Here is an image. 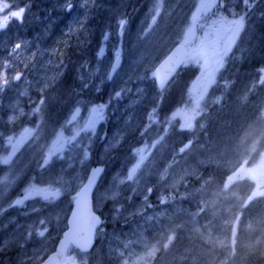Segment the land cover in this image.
<instances>
[{"label":"rangeland","instance_id":"obj_1","mask_svg":"<svg viewBox=\"0 0 264 264\" xmlns=\"http://www.w3.org/2000/svg\"><path fill=\"white\" fill-rule=\"evenodd\" d=\"M134 1L8 0L14 6L30 3L31 7L25 12L23 23L13 19L6 29L0 30V71H5L0 79L7 81L0 83V261L7 258L3 262L36 264L54 250L53 240L60 235L72 197L95 160L97 164L112 165L100 181L97 209L115 199L113 193L119 189L129 192L122 203L115 204L111 217L105 219L108 226L99 228L90 254L69 251L78 260L99 256L106 264H149L178 229L194 238L195 248L178 250L156 264H247L254 255L264 256V150H258L256 139L260 135L255 136L250 127L238 139L235 149L185 164L179 158L185 148L181 151L183 146L174 142L167 146L164 136L158 135L157 124L152 125L159 119L155 115L149 119L164 89L156 87L151 71L174 44L187 45L189 64L184 67L197 66L196 77L199 75V66L192 63L190 54L204 31L201 34L196 30L202 17L194 22L192 15L203 0H161L162 13H152L156 20L148 13L157 0H137L131 8ZM69 3L73 5L70 12L66 11ZM120 19L126 20L122 36L117 34ZM192 37L196 40L189 43ZM17 43L21 45L19 49H15ZM101 47L104 52L98 56ZM116 47L120 48L122 62L110 78L108 72L115 61ZM79 50L85 57L83 64H73L81 73L65 90L55 80L57 68L61 60ZM223 76L219 71L208 91H203L202 81L194 77L187 86V106H176L170 121L180 128L181 123L190 120L189 130L195 131L196 140L203 121L215 123V134L219 130L216 125L222 124L216 118L223 116L225 89L232 83L229 80L222 84L223 93L211 98L214 85ZM53 81L55 89L50 94L58 102L57 112L64 115V123L40 141L39 96L50 90ZM116 92L121 95L116 96ZM93 104L105 105L104 118L97 121L94 131L85 130V119ZM76 107L81 111L71 119ZM242 107L241 104L239 108ZM262 111L256 122L264 118V105ZM34 115L38 116L36 120ZM163 131L167 133L165 128ZM140 133L146 140L138 146L147 145L151 151L133 179L127 180L128 170L137 159L133 149L139 147L129 148L132 162L120 171L112 159L115 154H111L125 138L131 142L129 137L138 138ZM226 134L222 136L230 140ZM150 135L153 139L148 141ZM247 135L254 141H245ZM85 150L89 152L87 159H83ZM221 164L226 173L220 184L211 178L201 180L204 166ZM195 180L203 186L202 207L197 212L190 211L182 201L193 190ZM47 188L58 189L60 196L44 199ZM26 190L31 195L23 204H13ZM41 230L43 236L38 234Z\"/></svg>","mask_w":264,"mask_h":264},{"label":"trees","instance_id":"obj_2","mask_svg":"<svg viewBox=\"0 0 264 264\" xmlns=\"http://www.w3.org/2000/svg\"><path fill=\"white\" fill-rule=\"evenodd\" d=\"M136 1L137 0L130 3L131 8L136 6ZM249 2L253 4L252 8H245L244 0H217L214 8L196 25L197 31L201 32L203 30L202 26L209 22L210 17L216 18L223 16L225 18L234 19L241 13L247 15L245 28L241 31L235 46L233 45L231 48L224 63V68L229 69L230 72V75L225 78V82L231 80L232 83L230 84V87L225 89L227 98L222 102L224 110L223 116L218 115L216 118L217 123L219 120L222 121L220 127H217L216 125V129L219 128V130L213 134V131L215 130L213 125L215 123L211 124L208 121H203L201 123L202 126H200L201 133H197L199 138L196 140L194 130L180 129L178 125L175 126L173 122L170 121L171 113L175 110L176 106H187L188 104L185 95L189 82L197 75L198 68L196 66L190 65L181 68L173 80L159 93V97L153 107L156 110L154 115L159 119V122L157 121L152 125L155 126L157 124L155 127H158V135L164 136L165 144L168 146L174 142L180 147L185 144L187 145L184 152L179 156L185 164L194 163L199 158L208 157L209 154L223 155L224 153L226 154V152L235 149L234 145L239 143L237 142L238 139L240 140L241 136L249 131L250 127H254L256 130L255 136L260 135V146L264 148V122L261 126L253 122V119L257 116L258 107L260 104L262 105L264 101V84L259 82V69L264 66V0H249ZM83 58L85 57H83L82 52L79 50L78 54L71 53L70 58L61 60L60 65L57 68L58 76L55 80L56 82H59V85L65 86L63 87L65 90H67L79 78L81 71L79 70V67L73 63H81L80 65H82ZM225 82H217L214 85L211 97L223 93L222 84H225ZM53 89H55L54 81L51 84L50 90L42 94L44 96V101L41 103V108H39L41 112L38 113L42 121L39 126L40 141L46 139L51 132L58 131L59 124L62 122L63 125L64 123V115L57 112L58 102L56 101L55 96H51L50 94L54 91ZM61 93L66 94L68 92ZM246 94L249 96L253 95V98L249 100V104L239 108V99ZM42 95H40L39 98H41ZM244 111H246L245 116L243 114ZM37 117V115H34V120H36ZM242 119L244 120L243 123H241ZM163 128L166 129V134H164ZM222 131L231 137L230 140L222 136V133H224ZM176 136L179 137V141ZM205 137L206 139L209 138V141L205 142ZM129 138L131 142L128 137L125 138L122 144L111 154V157L115 154V157L112 159L113 162L117 163V171L123 169V167L127 165V162L128 164L132 162L133 156L131 154L128 156V151H130L129 148L132 145L139 147L138 143L146 140L143 133H140L138 138H134V135ZM149 138L148 141L153 139L151 135ZM251 138L253 137L247 135L245 141L249 140V142H252L253 140H251ZM93 164H97V161L95 160ZM111 167L108 162L106 164V170H109ZM225 173L226 170L222 164L220 166H204L202 168L203 177L201 180L207 181L211 178L212 181L220 184V180L225 176ZM212 176L217 178L212 179ZM195 183L193 190L182 197L184 205L193 212H197L198 208L202 207V201L200 199L203 197V186H201L196 180ZM99 187L100 182L97 186L96 194H94L95 203L98 202L97 192ZM128 192L129 190L126 188H121L119 191H116V198L108 200L102 209H100L99 213L101 216L104 219L110 218L113 214L111 211L115 204L122 203V199H125L126 197L125 193ZM104 225L108 226L107 223ZM61 226H65L63 221ZM168 242V245L162 248L155 261H152L149 264L163 262L166 258H169L172 253L178 250L186 251L195 248L194 238L181 229L176 230L173 236L168 239ZM84 263L106 264L99 256L85 259ZM247 264H264V256L254 255L250 257Z\"/></svg>","mask_w":264,"mask_h":264},{"label":"snow or ice","instance_id":"obj_3","mask_svg":"<svg viewBox=\"0 0 264 264\" xmlns=\"http://www.w3.org/2000/svg\"><path fill=\"white\" fill-rule=\"evenodd\" d=\"M215 6L214 0H203V2L199 3L196 6V10L193 12L192 19L193 21L199 20L203 14L208 13L210 9ZM31 7L29 4H24L23 6H14L12 3H9L8 0H0V30H4L8 27V24L11 20L15 19L18 23H23L24 14ZM245 8H252L253 4L249 2V0H244ZM164 8L161 0H157L155 4L149 9V15H152L155 12L157 15L162 13ZM73 9V5L71 3L67 4L66 11H71ZM6 13V14H5ZM156 15H152V19L156 20ZM247 19V15L245 13H241L237 18L234 19H226L223 16H219L211 22L205 23L202 27L204 30V35L200 39L199 43L192 48L190 58L193 64L199 66L200 72L195 80L202 81L203 91H208L210 85L216 82L217 73L221 68L224 67L225 57L228 55L232 46L236 43L237 38L240 36L241 31L245 28V21ZM120 26V30L117 33L118 35H123V28L126 24L125 19H120L118 21ZM71 31V29H70ZM192 29H188V34H191ZM108 38V34H104V39ZM21 45L17 43L15 45V49H19ZM13 50V52L15 51ZM104 52V48L101 47L97 53V55H102ZM121 51L119 47L115 49V61L111 65V71L108 72L109 77H112V72L116 71L117 64L120 63ZM5 70L7 69V60L4 61ZM188 63V58L177 59L174 57H166L164 60L160 62L158 66L155 67L154 70L151 71L152 77L156 81V85L158 88L163 89L165 87L164 81L168 79V77L172 76L174 72L177 71L179 65H185ZM163 70V74H162ZM260 82L264 84V66L260 67ZM5 75V71H0V77ZM148 75L146 71L145 76ZM20 77V73H16V78ZM0 83H7L6 80L0 79ZM227 84V82H225ZM47 87V85H44ZM84 87H88L84 85ZM43 91V89L41 90ZM139 91V89H138ZM121 92H116V96H120ZM220 98L216 97V101L219 102ZM44 96H41V102L43 103ZM77 103H81L77 101ZM104 104H93L89 109L88 116L85 119L84 129L85 130H95L97 121L102 120L104 118ZM80 108L76 107L72 110L71 119H75V117L80 113ZM155 108H153L152 112L149 113V119H152L155 113ZM176 113H174L175 115ZM191 121L181 123V129H190ZM155 143V141H153ZM187 145H183L180 149L181 151ZM133 151L136 153L137 159L136 163L128 170L127 176L125 179L132 180L136 170L140 167V165L148 158V153L151 149L144 145L139 148H134ZM89 156V152L87 150L83 153V159H87ZM103 169L100 167L92 168L90 174L87 175V182L84 184L82 191H89L93 189V186L97 183V179L102 173ZM151 191V189H149ZM60 191L58 189L47 188L43 192V198L46 200L55 199L60 196ZM31 195L30 192L26 190L25 195L18 197L14 201H12L15 205L23 204L24 200ZM116 193H113L115 196ZM0 211H3L0 209ZM101 217L98 215L91 216V226L95 230H99V225L101 224ZM43 224V220L40 221ZM39 235H44V230L38 232Z\"/></svg>","mask_w":264,"mask_h":264},{"label":"water","instance_id":"obj_4","mask_svg":"<svg viewBox=\"0 0 264 264\" xmlns=\"http://www.w3.org/2000/svg\"><path fill=\"white\" fill-rule=\"evenodd\" d=\"M186 54V47L183 44H176L174 47H172L169 53L162 60H164L166 57L184 59ZM119 64H117V67L119 66ZM180 67L181 65L178 66L177 71ZM176 72H174L172 76L168 77V79L164 81V84L169 83L170 80L176 74ZM96 167H100L104 170L103 166ZM92 168L90 169L88 174H90ZM100 176L98 177L97 182ZM86 182L87 179L85 183ZM84 184L75 194L72 208L66 220L67 228L59 238L55 250L51 254H49L40 264H80L77 259L73 258V256L66 255L68 248L72 246L81 251L82 253H86L89 252L93 247L95 242L96 230L91 226V216L93 214L99 216V214L94 211L92 194L97 183L93 186V189L89 191H82Z\"/></svg>","mask_w":264,"mask_h":264},{"label":"bare ground","instance_id":"obj_5","mask_svg":"<svg viewBox=\"0 0 264 264\" xmlns=\"http://www.w3.org/2000/svg\"><path fill=\"white\" fill-rule=\"evenodd\" d=\"M253 120H256L255 118Z\"/></svg>","mask_w":264,"mask_h":264}]
</instances>
